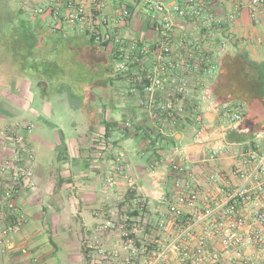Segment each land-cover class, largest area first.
Segmentation results:
<instances>
[{"label": "built area", "instance_id": "obj_1", "mask_svg": "<svg viewBox=\"0 0 264 264\" xmlns=\"http://www.w3.org/2000/svg\"><path fill=\"white\" fill-rule=\"evenodd\" d=\"M245 4L252 21L264 12V0ZM105 7V0H91L89 6L86 0H62L48 14L39 7L31 15H47L51 31L62 37L78 32L96 44L114 46L115 74L125 81L126 94L141 97L155 126L148 134L155 136L165 123L180 126L194 100L190 107L195 129L190 143L171 149L165 167L172 176L171 186L164 191V183L154 184V207L149 196L137 194L123 153L114 156L104 180L109 218L95 228L88 247L99 249L104 234L118 231L121 264H141L140 258L142 264H264V132L255 136L254 143L227 142L224 134L242 122L244 107L218 102L205 82L195 95L190 78L191 73L208 79L218 74L228 43L220 38L216 53L210 55L196 36L215 41L225 24L235 22L237 10L221 19L207 13L206 0H188L173 8L164 2H144L143 12L155 36L147 41L111 37L105 30ZM131 14L127 8L113 13L118 24ZM255 42L264 48V37L257 36ZM181 52V58L173 59ZM123 126L130 127L131 121ZM31 132L26 121H13L0 130V253L13 249L15 236L29 222L19 197L35 189V155L27 140ZM172 133L166 134L172 137ZM195 151L203 152V157L192 160ZM227 158L233 161L229 173L199 170ZM158 166V162L150 165L151 174ZM119 176L126 184L124 191L118 190ZM120 213L122 223L115 227L114 217ZM139 221L155 235L153 241L141 239Z\"/></svg>", "mask_w": 264, "mask_h": 264}, {"label": "crops", "instance_id": "obj_2", "mask_svg": "<svg viewBox=\"0 0 264 264\" xmlns=\"http://www.w3.org/2000/svg\"><path fill=\"white\" fill-rule=\"evenodd\" d=\"M90 1L86 0L88 6ZM105 1L108 23L105 30L111 37L122 36L128 40L147 41H153L155 36L143 12L144 2H164L169 8L182 7L188 2V0ZM206 1L208 14L225 19L229 11L236 9L238 16L231 26L228 24L223 26V30L219 32L220 36L215 41L204 39L203 34H197L196 38L203 41L210 55L216 53L220 38L226 40L228 47L220 58L219 72L214 77L208 79L195 73L190 74L195 95L199 94V84L205 82L218 102H221L218 98H224L230 100L227 102L231 104L242 103L234 99V93H230V90H235L238 77L244 74L240 65L241 56L264 59V48L255 42L257 36L264 37V12L256 14V21H252L245 0ZM39 2L0 0V25H7L12 16H20L17 19L24 16L25 19L22 18V21L37 22L41 26L40 30L51 32L47 15L32 16L30 13L32 9L43 8ZM61 2L62 0H46L44 6L46 14L49 13V9ZM119 8H127L133 12L122 24L116 23L113 15ZM25 10L28 13H25ZM188 29H191L190 25ZM43 35L44 41L41 37L40 42L36 40L33 44L36 57H45L37 50L42 45L52 47L55 51L60 42L66 43L65 47L70 48L89 44L96 47L95 54L101 58L102 63L105 62L106 68L105 64L101 67L87 65L89 73L96 71L101 75H88L90 84L74 92V86L70 82L67 84L56 81V84H52L50 80L39 76H31L34 79L30 81L23 74L24 71L20 73L19 67L15 70L16 64L13 61L8 63L0 60V130L13 121L29 123L33 119L42 121L38 124L37 134L33 136V145L37 152L35 189L19 197V203L25 207L29 222L15 236L13 249L0 253V264H95L96 257L86 255L83 250V239L89 237L91 239L95 228L105 222L104 180L112 159L117 153H123L129 166L128 175L138 189L137 194L149 196L148 200L154 207L156 205L154 184L164 183V191L169 190L171 186L172 176L165 169L171 149L181 147L192 140L195 124L190 106L195 100L190 102L180 126L165 123L160 130L156 129L155 136H151L147 131L155 129V126L141 105V97L126 94L125 81L115 74L112 44L98 45L81 33L67 32L66 37L57 34V43L52 46L46 43V35ZM0 39L1 42L6 38L0 35ZM3 48V44H0V58L3 56L1 52ZM6 50L10 55L7 48ZM59 51L63 53L61 49ZM181 57L182 52L179 56L174 55L173 59ZM2 74H5L4 77ZM105 74L107 82L114 80L119 84V88L114 92L121 98V104L118 106L112 98L113 93L107 90V85L100 83L105 82ZM95 77L97 80L94 82ZM85 78L83 76L81 80L84 81ZM34 86L38 92V108L32 107ZM96 89L98 92L95 94L93 90ZM3 99L11 105L4 104ZM242 104L245 105L244 102ZM85 107L87 111H83ZM48 119L50 123L43 124ZM126 120L131 121L130 127L123 126ZM242 124L243 120L235 128L225 132L224 138L227 142L254 143L259 132L244 129ZM169 131L173 132L172 137L167 136L166 133ZM196 151L191 155L195 156L192 160L203 157V152L196 154ZM155 162H158L159 166L151 174L149 168ZM232 162V159L227 158L201 166L199 170L229 173ZM121 177L117 179L118 190L124 191L126 184ZM101 241L103 243L104 238Z\"/></svg>", "mask_w": 264, "mask_h": 264}, {"label": "rangeland", "instance_id": "obj_3", "mask_svg": "<svg viewBox=\"0 0 264 264\" xmlns=\"http://www.w3.org/2000/svg\"><path fill=\"white\" fill-rule=\"evenodd\" d=\"M17 1H19V0H17ZM39 1H40L39 3H41L39 5L44 8V6H46L45 5L46 0H39ZM32 10H30V13H32ZM17 12H19V11L17 10ZM25 13H28L27 10H25ZM26 16H27V14H26ZM19 17L20 16H16V17L12 16L8 20L9 23H7V26H9L11 23H14L13 25L18 26L19 21L21 22L23 19H25L24 16L23 17L21 16L23 19L22 18L17 19ZM0 27H1V30H3L0 32V35L2 38H4L3 36H7V30L8 29L6 27H5V29H3L4 26H1V25H0ZM27 30H28V28L25 29L23 26L19 29V34H14V33L10 32L9 36H12V37H10L11 41H15L17 39V37H19L21 34H22L21 37H23L25 32H27ZM40 31L42 33H39ZM39 32L35 34V37H31V38H33V39L36 38V40L39 41L41 39V37L44 36L43 34H45L48 37L47 40L50 43H53L54 45H56V43H57L56 40H58V36L56 33L51 35L49 33H46L45 30L44 31L39 30ZM16 35H17V37H15ZM37 37H40V38L38 39ZM43 41H44V37H43ZM12 44H13V46H12L11 50H13V48L16 49L17 43L12 42ZM65 45H67V44L64 42L63 43L60 42L58 47H56L57 50H55V51L52 50V47L44 46V45H42L41 47L39 46L37 50H40L41 53L45 56L52 57L53 61H54V66H56V70H58L57 74L56 73L53 74L54 78H53V80H50V82L52 84H56V81L62 82V83L66 82L67 84L70 82V84L72 86H74V88H73L74 92H78V91H80L82 86L85 87L86 85L90 84L89 80H88L89 78L87 77L88 75H91V76L101 75L99 72H96V71L89 73V71H88L89 68H86V66L87 65L88 66L97 65V66L101 67V65H104L105 62L102 63L101 58L95 54L96 47H94V45L88 44L86 46L77 47V48H75V47L70 48L69 46H68L69 47L68 48V47H65ZM7 49L9 50L8 45H7ZM60 49L62 50L63 53H60V51L58 52V50H60ZM1 52L3 53V56H1V58H0L1 62H5L6 59L9 60L8 56H6L4 54V51L2 50ZM34 54H36V52ZM5 56H6V58H5ZM66 59H69L70 61L66 60ZM18 62H17V65H15V70H17L16 67H19L20 65H22V67H21L22 69L20 68V73L23 72V67H26L27 72L24 71L23 74L26 75V77H28L30 81H31V79H34L31 76H34L32 74L35 73V69L31 65H28V67H27L25 64H23L24 61H22V64H20V65ZM98 63H101V64L99 65ZM111 67H113V65ZM39 68H40V66H39ZM105 68H106V64H105ZM62 72H65V73L61 74ZM4 75L5 74H2L3 77H4ZM83 76L86 77L84 81L81 80V77H83ZM106 78H107V74H105V82H100V83H102L101 85H104V84H105V86L107 85V90L113 93L112 98H114L113 100H114L115 105L118 106L119 104H121V98L118 96V94H114V92H116L115 89L119 88V84L117 81H114V80L107 82ZM96 80H97V78L94 79V82ZM93 89H95V88H93ZM93 92L96 94L98 92V89L93 90ZM37 93H38L37 88L35 86L32 87V94L34 96L32 107H34V108H38V95H37ZM2 102L4 104H6L7 106L11 105L10 102L5 101L4 99L2 100ZM234 105H236V104H234ZM105 107H107V105ZM19 111H22V110L19 109ZM83 111H87V108L85 107ZM30 123L32 124V132H31L32 136L31 135L29 136V140H30L29 143L31 144V146L34 149L35 163H36L37 162V159H36L37 158V152H36L35 147L33 145V141H34L33 136L35 134H37L38 124H41L42 121L37 120V119H33L32 122H30ZM46 123H50V120L48 119V121L43 122V124H46ZM46 208H48V207H46ZM106 214L107 213H105V220H107V218H109L108 214L107 215ZM121 215H122V213H120V214H118V216L114 217V220L115 221L117 220V222L115 223V227H117L118 225H120L122 223L121 222L122 221ZM139 225H140V231H141V233H140L141 239L144 240V238H146L147 242L153 241V239L155 238V235L152 234V232L148 231L147 227L144 226L143 222L139 221ZM103 238H104V241L101 244V247L99 249H93L91 247H88V245L90 244V240L84 238L83 239V250H84L85 254L86 255L88 254L89 256H94V258L96 257L97 263H95V264H121L124 254H122V250L120 248L121 238H120L118 231H115V233H109L106 235L104 234ZM100 251H102L104 253H101ZM102 255L105 257L104 261H102L103 259H101ZM138 262H140L142 264L143 258H140L138 260ZM173 262H176L175 257H173Z\"/></svg>", "mask_w": 264, "mask_h": 264}, {"label": "trees", "instance_id": "obj_4", "mask_svg": "<svg viewBox=\"0 0 264 264\" xmlns=\"http://www.w3.org/2000/svg\"><path fill=\"white\" fill-rule=\"evenodd\" d=\"M7 16H9L7 14ZM24 23V24H23ZM23 24V25H22ZM24 26V28H28L27 32H25L24 36L17 37L15 41H11L12 36L6 37L0 44L4 46L3 51L8 59L6 62L13 61L16 65L17 62L25 64L27 67L31 65L35 69V73L32 74L34 76L44 77L47 80H52L53 74L56 73V66H54V61L52 57L45 56V57H36L34 54L36 51L33 48V44L36 42L35 34L39 32L41 26L37 22H32L28 20H24L19 22L18 26L15 25H4L8 29L7 34L9 35L10 32L14 34H19V29ZM1 30L0 27V32ZM46 33L52 34L54 32H50L45 30ZM21 33V32H20ZM46 36V43L53 46V43H50ZM92 41V40H91ZM12 42L17 43V48L11 50L13 44ZM94 43V42H93ZM96 44V43H95ZM7 45L9 47L8 54L6 48ZM104 45V44H98ZM5 56V58H6ZM18 58V59H17ZM12 59V60H11ZM115 60V57H114ZM8 62V63H9ZM30 63V64H29ZM240 65L244 74H240L239 81L235 90H230V93H234V99L240 102H244L245 105L239 103V105L244 107V117H243V124L242 128H247L249 131L252 132H263L264 131V59H253L246 55L240 57ZM40 66V68H39ZM22 65L19 66V70ZM22 69V68H21ZM39 69V70H38ZM23 71L27 72V68L23 67ZM117 76V75H116ZM241 77V78H240ZM218 98V97H217ZM219 101L222 103H227V99L218 98Z\"/></svg>", "mask_w": 264, "mask_h": 264}]
</instances>
